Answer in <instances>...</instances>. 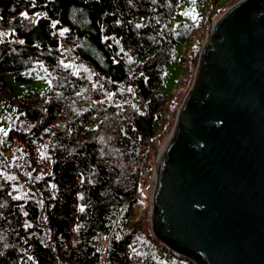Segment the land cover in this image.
<instances>
[{
	"label": "trees",
	"instance_id": "1",
	"mask_svg": "<svg viewBox=\"0 0 264 264\" xmlns=\"http://www.w3.org/2000/svg\"><path fill=\"white\" fill-rule=\"evenodd\" d=\"M184 1L0 0V96L3 73L51 85L0 127V264H195L132 212L172 112L162 69L199 54Z\"/></svg>",
	"mask_w": 264,
	"mask_h": 264
},
{
	"label": "water",
	"instance_id": "2",
	"mask_svg": "<svg viewBox=\"0 0 264 264\" xmlns=\"http://www.w3.org/2000/svg\"><path fill=\"white\" fill-rule=\"evenodd\" d=\"M207 31L155 162L151 233L195 264H264V0Z\"/></svg>",
	"mask_w": 264,
	"mask_h": 264
},
{
	"label": "rangeland",
	"instance_id": "3",
	"mask_svg": "<svg viewBox=\"0 0 264 264\" xmlns=\"http://www.w3.org/2000/svg\"><path fill=\"white\" fill-rule=\"evenodd\" d=\"M241 0H217L216 2L206 1L203 4H196L191 0H186L179 5L177 21H188L194 24H199V29L194 34L196 40L194 44H198L201 40L199 46V52L202 49L203 43L206 39L207 30L212 29V23L218 20L222 14H224L231 6L236 4ZM193 40V39H192ZM189 47L192 46L191 42L188 43ZM183 46H177V52L182 55ZM184 48V57L186 58L190 55L188 51ZM198 56L195 58L194 66L180 67L179 63L165 64L162 69V82L159 85V90L169 96V100H173L171 103L172 112L169 116L168 127L165 132H162L160 137L154 143L153 148H151V170L146 172L141 180L142 187L141 191L143 193V201L141 204L133 208L134 221L145 223V227L151 230L150 225V196L153 187V175L155 162L158 160V156L169 140L172 128L175 123L177 111L182 104L185 95L187 94L194 77L195 68L198 61ZM2 80L7 88V92L0 96V127L2 130L6 131V128L14 121L16 115L17 103L24 97L32 96L34 98H42L49 95L51 92V85L46 77H37L31 81L19 82L12 78L10 73H3ZM159 136V135H158ZM0 142H3V138L0 137ZM106 152L109 154L113 153V142L109 140L106 142ZM121 161V160H120ZM106 243L102 244L105 250Z\"/></svg>",
	"mask_w": 264,
	"mask_h": 264
},
{
	"label": "bare ground",
	"instance_id": "4",
	"mask_svg": "<svg viewBox=\"0 0 264 264\" xmlns=\"http://www.w3.org/2000/svg\"><path fill=\"white\" fill-rule=\"evenodd\" d=\"M212 24L214 25V22H213ZM213 25H212V27H213ZM167 141H168V140H167ZM166 143H167V142H166ZM164 145H165V144H164ZM163 147H164V146H163ZM162 149H163V148H162ZM162 149H161V150H162Z\"/></svg>",
	"mask_w": 264,
	"mask_h": 264
},
{
	"label": "snow or ice",
	"instance_id": "5",
	"mask_svg": "<svg viewBox=\"0 0 264 264\" xmlns=\"http://www.w3.org/2000/svg\"><path fill=\"white\" fill-rule=\"evenodd\" d=\"M22 15H26V14H22ZM0 131H2V130H0ZM4 134H5V135H7V133H6V132H5Z\"/></svg>",
	"mask_w": 264,
	"mask_h": 264
},
{
	"label": "clouds",
	"instance_id": "6",
	"mask_svg": "<svg viewBox=\"0 0 264 264\" xmlns=\"http://www.w3.org/2000/svg\"><path fill=\"white\" fill-rule=\"evenodd\" d=\"M201 51V50H200ZM199 54H200V52H199Z\"/></svg>",
	"mask_w": 264,
	"mask_h": 264
}]
</instances>
